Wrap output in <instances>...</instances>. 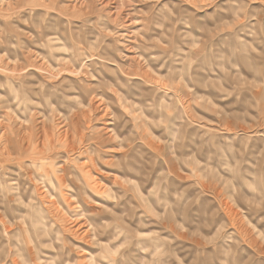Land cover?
<instances>
[{
    "label": "rangeland",
    "instance_id": "374dc122",
    "mask_svg": "<svg viewBox=\"0 0 264 264\" xmlns=\"http://www.w3.org/2000/svg\"><path fill=\"white\" fill-rule=\"evenodd\" d=\"M0 75V264H264V0H1Z\"/></svg>",
    "mask_w": 264,
    "mask_h": 264
},
{
    "label": "bare ground",
    "instance_id": "6f19581e",
    "mask_svg": "<svg viewBox=\"0 0 264 264\" xmlns=\"http://www.w3.org/2000/svg\"><path fill=\"white\" fill-rule=\"evenodd\" d=\"M0 1H1V0H0ZM85 60H86V59H85ZM86 61H90V62H91L90 59H87ZM86 61H85V62H86ZM85 62H83V63H85ZM89 64H90V63H89ZM80 65H82V64H80ZM98 73H99V72H98ZM1 74H2V73H1ZM0 76H1V75H0ZM5 76H6V74H5ZM8 77H9V76H8ZM103 77H104V76H103ZM104 78H105V77H104ZM117 78H118V77H117ZM6 79H7V78H6ZM109 80H110V79H109ZM100 82H101V81H100ZM0 83H1V82H0ZM95 83H96V82H95ZM101 83H102V82H101ZM10 85H11V84H10ZM96 86H97V85H96ZM103 86H104V85H103ZM85 88H86V87H85ZM9 89H10V88H9ZM16 89H17V88H16ZM29 89H30V88H29ZM86 91H88V90H86ZM92 91H93V90H92ZM33 92H34V91H33ZM35 92H36V91H35ZM11 93H12V92H11ZM89 93H90V92H89ZM92 93H93V92H92ZM87 97H88V96H87ZM52 104H53V103H52ZM50 106H51V105H50ZM50 108H51V107H50ZM76 115H77V114H76ZM74 116H75V115H74ZM78 116H80V115H78ZM72 117H73V116H72ZM76 117H77V116H76ZM77 118H78V117H77ZM69 119H70V118H69ZM71 119H72V118H71ZM71 119H70V120H71ZM75 120H76V118H75ZM72 122H73V121H72ZM75 122H76V121H75ZM72 125H74V124H72ZM72 125H71V128H72V127H75V126H72ZM75 125H76V124H75ZM69 127H70V125H69ZM76 127H77V125H76ZM69 129H70V128H69ZM75 129H76V128H75ZM75 129H73V130H75ZM75 132H76V131H75ZM45 133H46V132H45ZM45 137L48 138V135H46ZM44 139H46V138H44ZM45 141H46V140H45ZM33 142H34V141H33ZM46 142H47V141H46ZM49 142H50V140H49ZM45 144H46V143H45ZM49 145H50V144H49ZM49 145H48V146H49ZM12 146H14V148H16V149L19 150V151H21V150L24 149L21 145L19 146V145L17 144L16 141H13V142H12ZM50 146H51V145H50ZM44 147L47 148V149L50 148V147H47V145H45ZM50 149H51V148H50ZM50 149H49V150H50ZM23 151H24V150H23ZM23 151H22V152H23ZM11 185L14 186V185H16V183H13V182H12V183H10V186H11ZM16 187H17V186H16ZM11 188H12V186H11ZM14 263H15V262H14ZM14 263H13V264H14Z\"/></svg>",
    "mask_w": 264,
    "mask_h": 264
}]
</instances>
